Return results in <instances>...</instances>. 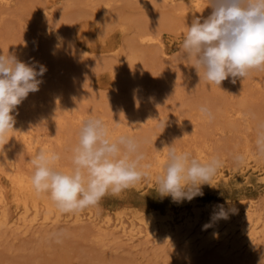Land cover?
<instances>
[{"label": "rangeland", "instance_id": "1", "mask_svg": "<svg viewBox=\"0 0 264 264\" xmlns=\"http://www.w3.org/2000/svg\"><path fill=\"white\" fill-rule=\"evenodd\" d=\"M103 1L108 5H101ZM188 4L189 0L145 6L138 0L0 2V54L9 51L22 61L38 62L46 67V72L40 77L43 82L39 91L30 93L16 110V131L8 135L4 153L3 145H0V167H3L2 170L0 168V187L10 192L4 176L9 164H12V169L33 172L29 164L31 149L16 140L17 130L36 136L49 150L59 153L61 160L58 166L69 170L71 149L77 142L82 122L90 114L103 118L111 132L117 129L114 122L124 123L130 111H140L137 125L128 128L131 136L147 140V143H142L144 146L141 145L146 157H150L158 147L173 143L178 151H190L194 156L198 149L202 151L204 145L202 155L206 161L218 155L224 167L235 166L232 154L240 153L245 144L256 153L255 122L247 114L256 113L264 117V71L254 72L244 80L237 78L234 84L231 77L220 86L199 81L195 69L178 57L186 25L191 24L194 16L206 17L211 9L204 10L207 0H201L198 11L194 12ZM120 23L124 26H119ZM140 25L152 30L155 27L159 42H137V45L134 38ZM48 26L57 29V37L46 35ZM132 49L140 50L137 51L140 56L135 53L139 61L138 58L128 59ZM241 100L244 101L243 106L239 105ZM137 104H143L145 110L137 108ZM203 104L212 109L214 119L201 116L198 109ZM224 108L227 113L223 112ZM237 110L241 111L242 119L232 114ZM119 125L122 129L125 127L124 124ZM239 189L219 187L214 193L205 192L203 196H197L198 203L230 206L237 202L240 193L256 192L250 188ZM254 199L257 204H262L259 206H264V192L255 194ZM48 202L53 204L49 196ZM167 207L171 208L173 204L161 199L155 189L140 194L132 186L119 195L104 196L96 206L81 212L92 211L100 219L105 213L125 219L136 214L147 217L152 212L161 213ZM54 208L57 210L55 205ZM16 211L12 205L9 206L10 215H15ZM66 214L59 220L61 223L58 221L48 229L46 226H34L25 234L18 229L14 231V226L1 227L0 264H259L264 256V240L248 250H223L219 241L204 245V248L196 245L198 240L190 242L187 237L173 242L171 238L154 241L147 237L145 240L146 237L141 235L139 239L136 237L137 240L134 237L130 244V240L112 227H108V233L111 230L110 234H115V238L107 236L108 243L105 240L102 244L93 239L96 221L89 222L83 217L73 223V219L64 220ZM36 227H41L44 232L40 228L37 231ZM104 230L107 233V229Z\"/></svg>", "mask_w": 264, "mask_h": 264}, {"label": "clouds", "instance_id": "2", "mask_svg": "<svg viewBox=\"0 0 264 264\" xmlns=\"http://www.w3.org/2000/svg\"><path fill=\"white\" fill-rule=\"evenodd\" d=\"M206 8L211 9L210 14L194 16L190 26L186 25L178 59L193 67L199 81L209 85L220 86L230 77L234 84L237 78L244 80L254 72L264 71V0H207ZM45 72L46 67L38 62L22 61L9 51L0 54L3 153L8 134L15 131L18 106L30 93L39 91L43 82L40 77ZM198 111L202 117L214 119L208 105H200ZM247 117L255 122L256 155L264 159V117L256 113H248ZM142 143L147 140L126 134L113 138L104 119L90 114L82 122L71 149V168L62 170L58 166L60 154L40 148L30 159L32 186L37 193L48 194L60 213L81 212L96 206L108 194L119 195L152 179V165L145 163ZM165 149L163 170L154 180L155 191L161 199L171 197L177 204L203 196L202 186H213V178L223 167L218 155L202 161L190 152L178 151L174 143L161 151ZM232 161L239 167L246 163V156L233 153ZM215 209L210 222L203 226L205 229L212 221L227 220L236 212L235 207L226 209L222 204ZM259 264H264V256Z\"/></svg>", "mask_w": 264, "mask_h": 264}, {"label": "bare ground", "instance_id": "3", "mask_svg": "<svg viewBox=\"0 0 264 264\" xmlns=\"http://www.w3.org/2000/svg\"><path fill=\"white\" fill-rule=\"evenodd\" d=\"M8 1L9 0H0V2H4V3H7ZM175 1L176 0H138V2L142 4V6H145L146 4L149 5V3H152V4L153 3L154 4L161 3L164 5H169V4L174 3ZM189 2H190V4H188L189 6L188 5L187 6L189 7L190 10H193V12L195 10H197L201 4V0H189ZM107 3L108 2L103 1L100 4L106 5ZM93 11H95V10H93ZM97 23H100V22H97ZM125 23L126 22H124L123 24H125ZM156 23H157V21H156ZM123 24L120 23L119 26L123 27L124 26ZM153 24L155 25V23H153ZM188 25H190V24H188ZM51 26L50 27L48 26L49 29L47 28L48 30L46 32V35L49 34V36H50L52 34L54 36L53 38H55V37H57V33L59 34V32L57 31V29L55 27H51ZM137 27H139V28L136 31L137 34L135 33L136 34L135 35L136 38H134L135 43H137V42L142 43L143 42L145 44L146 43H152L153 44V42H155L157 40L159 42V38L157 37V34L155 33L156 30H154L155 27L153 28V30L151 29L150 26H149L150 27L149 29L146 28L145 25L144 26L140 25ZM43 35H41V36H43ZM47 37L48 36H46V38ZM138 43H137V45H138ZM53 46H54V44H53ZM137 51L139 52L140 50L138 49L135 51L132 49V52L130 53L131 58H128V59L129 60L137 59L138 55L136 56V54H135V53H137ZM137 54H139V56H140V53H137ZM139 59L140 58H138V61H139ZM138 61H136V62H138ZM139 87H142V86L140 85ZM137 105H139L137 108L144 109V107L142 106L143 104L141 106H140V104H137ZM219 105H221V104H219ZM239 105L243 106L244 101L241 100L239 102ZM58 108H61V106ZM63 108H62V110H63ZM148 110H150V108ZM221 111H222V109H221ZM221 111H219V112H221ZM138 112L141 113L138 110L130 111V113H128L127 117L126 118L124 117L126 119V121H124V123L119 122V124H121V125L124 124L125 127L127 126L126 128L123 127V129H122V127H120V125H119V128L117 126H116L117 129L114 128L116 130H114V131L111 130V132L112 131L114 132V133L110 132L112 134L113 138H115L116 136H119L121 134L128 135L129 132H131L128 127L131 128V125H132V127L137 125L136 123L139 121L138 116H140V114ZM223 112L227 113V110L224 108ZM235 112L232 114L237 115L239 119L240 118L242 119L243 116H242L241 111L237 110ZM50 113H52V111ZM58 114L61 115V113H58ZM60 115H59V117H60ZM63 115H65V113ZM229 115H231V114H229ZM233 115H232V117H233ZM124 118H123V120H124ZM243 120H245V119H243ZM178 121H179V119H178ZM238 122H239V120H238ZM125 123L130 125V126L126 125ZM181 124H183V123H181ZM233 124L231 126H233ZM165 125H166V123H165ZM237 128H239V127H237ZM126 129H129L128 132L126 131ZM226 129H228V128H226ZM235 129H234V131H236ZM17 132H16L17 133L16 140L18 139V141L22 143V146L25 145L28 149H31L30 159L36 153V151L40 148H44L48 151H51L45 145L41 144L38 141L39 139L37 140L35 138L36 136L34 137L33 135H31L27 132H24L22 129L17 130ZM8 135H10V133ZM34 135H35V133H34ZM208 137H207V139H208ZM244 139H246V138H244ZM142 146H144V145H142ZM203 146H202V148L200 147L202 149V151L204 148ZM196 147H195V151L197 150ZM163 148L164 147H158V151L153 152V154L150 153L151 156H150V154H148V156H150V157H146L145 163H150L152 165V167L150 169L151 174H152V179L151 180L147 179V181L145 183L139 182L138 184L134 185L133 189L135 190L136 193L142 194V193L148 192V191L156 188V185L154 182L155 176L162 172L163 165L165 163V159H166V155H167L166 149L164 151H161V150H163ZM202 151L198 149V151L195 152V155L197 158L201 159L202 161H206V158L202 155ZM188 152H190V151H188ZM145 153H146V151H145ZM240 153H243L246 156V163L239 166V167L230 166V165H228L227 167L223 166L218 171L216 176L213 178V180L211 182L213 186L203 185L202 191H203V193H205V192H210V193L213 192L214 193L217 191V189L219 187H222L225 189L235 187V188H240V189H244V190H245V188L246 189L250 188L252 190L255 189L256 192L253 191L254 194L240 193L239 197H237L236 203H234L230 206H224L226 209L230 208V207H235L236 212L234 214H230L229 218L227 220L221 219L218 221H212L211 226L208 227L207 229H205L203 226L210 222L211 216H212L214 210H216L215 209L216 205H212V204L200 205L198 203L197 197L193 198L191 201L185 200L179 204L172 202L171 197H165L166 200H168L170 203L173 204V207H171V208L167 207V209L162 211L161 213H159V212L153 213L152 212V214L147 216V217H145V216L143 217L139 214H136V215H131L129 217L127 215L128 218L124 219V218H122L120 216H116V215L114 217L113 216L111 217L108 213H105L103 215V217L100 219L97 217V215L94 212L88 211L85 213L84 212L68 213V214L64 215L65 216L64 220L66 221V220H70V219L72 220L73 219L74 220L73 223H75V222H78V220L83 219V217H84L86 220L88 219L89 222L96 221L95 222L96 230H94L95 233L92 234L94 237L93 239H95L96 242H99L102 244H104L105 240L109 238V237L106 238L107 236H110L111 238H115V237H113V236H115V234H113V236L110 234L111 230H110V233H108V230H109L108 227H112V229H115V230L118 229L121 232V235L126 240H128V241L130 240L129 241L130 244H132L131 240L134 237L138 238V236L142 235V236H144V238L146 237L145 240H147V237L148 238L152 237L151 240L153 239L154 241L171 238V240L173 242H174V240L177 241L178 239L187 237L190 242H195L196 240H198V244H196V245L204 247V248L209 243H212L214 241H216V242L219 241L221 243V249H223V250H225L224 248L229 249V250L230 249L232 250L235 248L240 249V250L242 248L244 250L251 249L254 245H256L255 243L264 240V206H259L262 204H259V203L257 204L255 199H254L255 194H260V193L264 192V161H262L260 158L257 157L255 151L252 152L251 149H249L248 144H245L244 146H242V150ZM29 154H30V152H29ZM2 168H1V170H2ZM12 168H13L12 164H9V169H7V171H4V170H6L4 168V170H3L5 179L7 181L8 190H10V192L7 193L6 191L3 190V188L0 187V228L5 227V229H6V227L14 226V231H16L15 229H18V230H20V232L22 231L21 232L22 234L23 233L25 234L31 227L46 226V229H48V228H50L48 226L53 225L54 223H56L60 219H62L61 217L63 216V214L60 213L58 210H56L54 208L53 204L48 202V196L46 195V193H37L36 190L34 189V187L32 186V183H31L32 172L23 171V170H21L22 168L20 169L19 167H18L19 169H17V168L12 169ZM66 169L67 168H65L64 170H66ZM262 200H264V199H262ZM40 201H42V202L39 203ZM10 203L14 207V209H17L15 215H10L8 212V208H9V206H11ZM20 204L22 205L21 209H20ZM117 214H119V213H117ZM62 222H63V220H62ZM82 222H84V221H81L80 223H82ZM97 223H98V225H97ZM67 224H68V222H67ZM92 224L93 223H91L90 226H92ZM41 227H39L40 230H41ZM93 227H94V225L92 226V230H93ZM39 228H37V231L39 230ZM104 229H107L106 230L107 233L104 232L105 231ZM42 231L43 230H41V232ZM141 237H140V239H142ZM137 238H136V240H137ZM113 240H115V239H113ZM151 240H149V243ZM111 241H112V239H111ZM142 241H143V239H142ZM106 242H107V240H106ZM151 242L152 243H150V244H153V241H151ZM125 244H127V243L125 242ZM134 246H135V244H134ZM136 246H139V245L137 244ZM262 250H264V249H262Z\"/></svg>", "mask_w": 264, "mask_h": 264}]
</instances>
